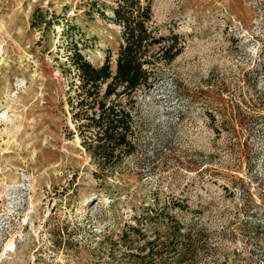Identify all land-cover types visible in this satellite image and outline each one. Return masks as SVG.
<instances>
[{
  "label": "rangeland",
  "instance_id": "1",
  "mask_svg": "<svg viewBox=\"0 0 264 264\" xmlns=\"http://www.w3.org/2000/svg\"><path fill=\"white\" fill-rule=\"evenodd\" d=\"M98 1L113 0H0V264H119L129 225L128 251L147 259L155 241L157 263L177 264L180 225L181 264H264V0H152L181 50L137 92L139 149L103 179L61 71L73 14L86 58H115L120 29Z\"/></svg>",
  "mask_w": 264,
  "mask_h": 264
},
{
  "label": "trees",
  "instance_id": "2",
  "mask_svg": "<svg viewBox=\"0 0 264 264\" xmlns=\"http://www.w3.org/2000/svg\"><path fill=\"white\" fill-rule=\"evenodd\" d=\"M95 4V11L105 17L108 10L110 19L120 29L121 41L115 58L107 54L100 65L86 58L82 51L85 46L78 35L81 29L73 22V14L66 20L64 34L68 56L61 63V71L69 78L67 96L74 124L71 132L79 136L82 148L95 165L92 176L103 179L126 156L137 153L140 145L137 92L153 88L161 78V64L169 63L181 49L178 35L163 33L153 25L152 0H113L111 4L98 1ZM93 10L83 12L91 19ZM40 17L41 13L34 10L31 24L40 26ZM176 204L184 207L182 203ZM148 206L143 207V214L147 216L152 210ZM173 227L177 250L182 251L174 262L181 264L188 258L186 253L192 240L188 233L181 231L180 225ZM140 234V228L134 225L121 229L117 238L121 246L128 249L122 252L119 264H170L166 259L155 262V241L148 242L151 256L147 259L139 251H128L132 236Z\"/></svg>",
  "mask_w": 264,
  "mask_h": 264
}]
</instances>
